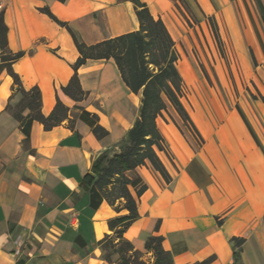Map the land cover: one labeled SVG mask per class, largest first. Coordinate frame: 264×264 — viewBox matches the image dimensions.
I'll return each instance as SVG.
<instances>
[{
    "label": "crops",
    "instance_id": "1",
    "mask_svg": "<svg viewBox=\"0 0 264 264\" xmlns=\"http://www.w3.org/2000/svg\"><path fill=\"white\" fill-rule=\"evenodd\" d=\"M142 1L166 22L176 47L184 44L186 35L173 33L167 23L168 6L176 0ZM45 6L87 44L140 27L132 0H0L9 46L25 52L13 64L24 87H40L45 115L60 98L76 119L74 128L65 120L50 130L35 121L27 141L7 109L22 95L11 75L0 74V264H119V254L105 258L99 241L112 233L109 220L127 210L118 213L107 201L92 209L82 182L104 152L118 151L139 116L141 94L130 90L111 58L88 59L79 68L88 92L84 100L66 95L62 87L72 78L80 52L67 28L39 10ZM256 101L258 114L244 116L256 138L241 114L203 116L207 129L195 122L202 146L158 120L179 160L173 170L168 149L159 151L170 183L150 163L137 168L148 189L139 199L141 216L125 237L145 260H154L146 249L148 237L159 234L174 264H235L233 237L246 239L244 264H264V107ZM83 109L99 116L108 136L98 138L79 119Z\"/></svg>",
    "mask_w": 264,
    "mask_h": 264
},
{
    "label": "trees",
    "instance_id": "2",
    "mask_svg": "<svg viewBox=\"0 0 264 264\" xmlns=\"http://www.w3.org/2000/svg\"><path fill=\"white\" fill-rule=\"evenodd\" d=\"M132 1L140 23L139 29L95 44L85 43L67 22L60 20L48 6L40 7L39 10L60 26L67 28L80 52L79 58L73 64L75 72L72 78L62 87L66 95L75 101L84 100L88 92L81 85L79 68L88 59L111 58L116 61L122 78L130 90L141 94L139 116L127 136L121 141L118 151L112 155L104 152L95 160L92 173L82 182L83 189L90 195L92 209H98L104 201H107L118 213L127 210L126 214H119L109 220L112 233L106 234L99 241L105 258L111 261L114 254H119V264H174L173 254L164 247L163 235L153 234L148 237L146 249L154 257L153 261H149L145 260V254L136 249L125 237V232L140 218L139 199L148 189V184L137 173V168L150 163L167 183L172 181V175L159 154V151H167L166 139L158 124L159 118H164L165 112H168L172 106L196 132L198 128L182 101L184 79L178 68L179 53L171 31L162 17L156 18L152 14L147 3L142 0ZM256 1L264 23V2ZM8 31L4 14L0 13V74L6 71L11 75L15 91L22 95L17 105H8L7 109L20 122L26 140L30 138L35 121L50 130L68 120L74 128L76 119L69 116L70 108L60 98L57 99L54 110L49 115H45L42 112L43 95L40 87L34 86L30 89L24 87L13 64L25 52H15L10 48ZM251 53L254 62H257L252 50ZM254 98L261 99L264 103L262 93ZM26 110H29L28 114H25ZM239 111L244 117L240 108ZM78 117L91 126L98 138L109 135V130L100 123L96 113L83 109ZM244 120L255 136L246 117ZM159 226L160 222L157 230ZM245 240L244 237L232 238L235 245V264H244L240 258Z\"/></svg>",
    "mask_w": 264,
    "mask_h": 264
},
{
    "label": "rangeland",
    "instance_id": "3",
    "mask_svg": "<svg viewBox=\"0 0 264 264\" xmlns=\"http://www.w3.org/2000/svg\"><path fill=\"white\" fill-rule=\"evenodd\" d=\"M168 13L172 32L186 35L184 44L177 46L178 68L184 79L182 101L194 123L207 129L203 116L241 114L239 108L244 115L258 114L254 97L264 95V23L257 1L176 0ZM159 121L160 126L181 131L187 142L202 146L203 138L174 107ZM166 140V156L174 170L179 158Z\"/></svg>",
    "mask_w": 264,
    "mask_h": 264
},
{
    "label": "built area",
    "instance_id": "4",
    "mask_svg": "<svg viewBox=\"0 0 264 264\" xmlns=\"http://www.w3.org/2000/svg\"><path fill=\"white\" fill-rule=\"evenodd\" d=\"M17 253H19V250L17 251Z\"/></svg>",
    "mask_w": 264,
    "mask_h": 264
}]
</instances>
